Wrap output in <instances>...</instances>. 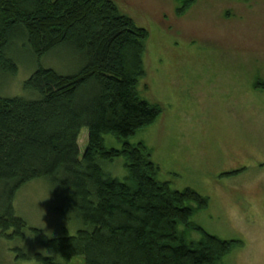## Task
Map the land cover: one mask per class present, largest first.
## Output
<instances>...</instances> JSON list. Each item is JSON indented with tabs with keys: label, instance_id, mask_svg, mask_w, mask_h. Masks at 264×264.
Segmentation results:
<instances>
[{
	"label": "trees",
	"instance_id": "obj_1",
	"mask_svg": "<svg viewBox=\"0 0 264 264\" xmlns=\"http://www.w3.org/2000/svg\"><path fill=\"white\" fill-rule=\"evenodd\" d=\"M175 1L179 16L197 2ZM149 35L115 0H0L1 70L18 72L10 52L17 40L39 59L64 46L82 59L73 74L37 68L24 82L33 98L0 96L1 232L24 237L16 193L32 180L49 178L68 195L84 224L75 235L54 238L33 229L37 241L63 262L82 256L84 264H222L241 242L194 223L191 218L208 206L207 197L190 187L172 188L160 179L150 148L129 142L162 113L138 89ZM256 88L264 90V81ZM83 128L88 144L82 153ZM106 134L122 147L108 148ZM118 157L126 160L124 179L101 166ZM179 225L201 231V238L188 241ZM33 257L39 264H61L52 255Z\"/></svg>",
	"mask_w": 264,
	"mask_h": 264
},
{
	"label": "rangeland",
	"instance_id": "obj_2",
	"mask_svg": "<svg viewBox=\"0 0 264 264\" xmlns=\"http://www.w3.org/2000/svg\"><path fill=\"white\" fill-rule=\"evenodd\" d=\"M115 1L150 33L138 89L162 108L159 118L129 142L150 148L160 179L172 188L190 187L207 197L208 206L192 216L194 223L220 238L241 240L221 263L248 264L264 240V90L256 88L264 81V0H197L183 16L176 13L175 0ZM10 52L18 72L0 69L2 97L33 98L24 82L40 66L73 74L82 64L65 46L39 59L17 40ZM104 139L108 148L123 145L112 134ZM87 144L83 128L82 153ZM125 161L118 157L101 166L124 179ZM14 208L26 222L24 237L0 231V264H39L35 253L52 255L61 264H84L82 256L63 262L36 239L35 228L54 238L84 227L68 195L49 178L24 184ZM178 229L188 241L202 236L184 225Z\"/></svg>",
	"mask_w": 264,
	"mask_h": 264
},
{
	"label": "clouds",
	"instance_id": "obj_3",
	"mask_svg": "<svg viewBox=\"0 0 264 264\" xmlns=\"http://www.w3.org/2000/svg\"><path fill=\"white\" fill-rule=\"evenodd\" d=\"M248 264H264V240L258 242L253 254L249 257Z\"/></svg>",
	"mask_w": 264,
	"mask_h": 264
}]
</instances>
